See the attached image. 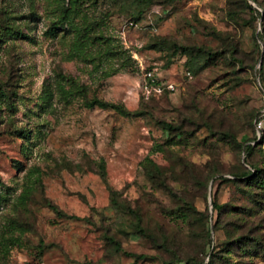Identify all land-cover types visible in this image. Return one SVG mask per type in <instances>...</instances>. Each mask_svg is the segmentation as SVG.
Listing matches in <instances>:
<instances>
[{
    "label": "rangeland",
    "instance_id": "obj_1",
    "mask_svg": "<svg viewBox=\"0 0 264 264\" xmlns=\"http://www.w3.org/2000/svg\"><path fill=\"white\" fill-rule=\"evenodd\" d=\"M0 90V264H191L190 208L264 239V0H0Z\"/></svg>",
    "mask_w": 264,
    "mask_h": 264
},
{
    "label": "trees",
    "instance_id": "obj_2",
    "mask_svg": "<svg viewBox=\"0 0 264 264\" xmlns=\"http://www.w3.org/2000/svg\"><path fill=\"white\" fill-rule=\"evenodd\" d=\"M146 2L147 0H140ZM251 8V7H250ZM174 52H179L188 57V68L187 72L193 74V58L192 51L190 48H181L174 46ZM191 67V68H190ZM192 76V75H191ZM4 98L5 94L2 90H0V98ZM100 108H113L111 104L103 103V102H95ZM91 106L93 105L90 104ZM167 127L170 126L166 125ZM252 150L251 146H247L245 148L246 155L250 154ZM159 168L157 166L153 167V172L158 173ZM258 176H253L250 172L244 171L240 175H235L234 180L244 181L245 187L251 188L255 185H264V182L258 180ZM47 207L53 211L58 217L67 218V219H77L74 216H66L63 214L55 205L48 203ZM228 208L227 205H218L216 201V196L213 194L212 197V210L213 213L221 214L223 211ZM188 220H191L195 225H199L200 229L197 227H193L194 240H195V248L194 254H200L202 256L207 257V262L204 259H191V264H253L252 258L256 257H264V239L261 235L251 236V235H238L235 237H227L226 242H224L218 249L213 248L210 251V238H211V230L209 227V218L204 213L197 212L196 209L190 208L186 215ZM241 229V226H237V230ZM115 250L117 252H121V248L118 244L113 242ZM208 249V252L206 251Z\"/></svg>",
    "mask_w": 264,
    "mask_h": 264
},
{
    "label": "built area",
    "instance_id": "obj_3",
    "mask_svg": "<svg viewBox=\"0 0 264 264\" xmlns=\"http://www.w3.org/2000/svg\"><path fill=\"white\" fill-rule=\"evenodd\" d=\"M185 76H186V78L188 80L192 79V76L190 75L189 72H186ZM146 79L149 81L147 86L153 87V90L155 92H157V93H160L163 90L173 91V86L172 85H170V84H166V85L159 84L158 82H156L153 79V77H152V75L150 73L146 74ZM255 127H256L257 132L261 131L263 129V120H259V121L255 122Z\"/></svg>",
    "mask_w": 264,
    "mask_h": 264
}]
</instances>
